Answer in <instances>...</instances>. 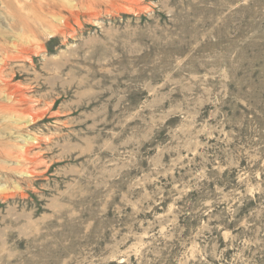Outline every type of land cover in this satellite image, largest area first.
<instances>
[{"label": "rangeland", "instance_id": "rangeland-1", "mask_svg": "<svg viewBox=\"0 0 264 264\" xmlns=\"http://www.w3.org/2000/svg\"><path fill=\"white\" fill-rule=\"evenodd\" d=\"M0 59V264H264V0H0Z\"/></svg>", "mask_w": 264, "mask_h": 264}, {"label": "bare ground", "instance_id": "bare-ground-1", "mask_svg": "<svg viewBox=\"0 0 264 264\" xmlns=\"http://www.w3.org/2000/svg\"><path fill=\"white\" fill-rule=\"evenodd\" d=\"M55 17L56 16H54V18ZM55 19L58 21V23H60L62 18L61 17H56ZM6 96H7V94H6ZM10 97H11V95H8L6 97V103L1 105V107H5V108H8V109H11L12 111L17 112L19 114V116H15L14 118H12V120L16 124H23L25 126L32 124L35 121V118L37 117L36 114L34 113V110L32 109V107L26 105L24 108L22 107V109H20V108L16 109L9 102L10 101ZM34 138H35V136L30 135V134H25L24 136L20 135V140L22 142V145L18 146V148L20 150H23L24 144L26 145L28 142H31ZM23 173H26V171H23ZM1 190H3V189H1Z\"/></svg>", "mask_w": 264, "mask_h": 264}]
</instances>
